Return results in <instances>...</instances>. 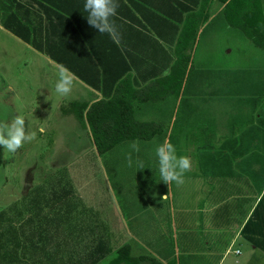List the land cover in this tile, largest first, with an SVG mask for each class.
I'll use <instances>...</instances> for the list:
<instances>
[{"label": "rangeland", "instance_id": "obj_1", "mask_svg": "<svg viewBox=\"0 0 264 264\" xmlns=\"http://www.w3.org/2000/svg\"><path fill=\"white\" fill-rule=\"evenodd\" d=\"M218 14V18L209 22L211 28L207 23L198 38L193 51L195 65L200 70H235L234 75L240 76L238 81L248 90L244 94L236 92V86L232 85L230 97L238 100L241 110L234 111L233 107L229 114V135L243 131L252 138L254 132L262 154L264 49L250 42L241 30H218L216 27L225 12L210 15L215 18ZM0 33L4 36L0 39V120L19 114L25 118L29 130L36 132V138L25 142L15 153L0 148V212L15 214L17 207L13 205L20 204L36 186L49 181L47 187L52 184L54 189L62 177L65 188L74 191L71 197L77 198L74 200L78 202V214L72 215L81 216L83 222L93 225V233L89 234L96 238L81 242L84 249L81 250L85 252L86 245H93L92 240L99 236L107 240L112 250L98 264H109L125 244L131 247L135 257L147 254L160 261L169 257L172 264L176 263L178 250L187 259L185 264H236V260L242 264H264V225L263 237L259 239L262 250L245 241L246 237L254 238L248 228L233 247L240 250L239 257L224 256L231 236L246 219L244 210L248 207L245 200L236 199L246 191L247 185L234 179L236 160L218 152L212 156L205 152V149L215 150L220 143L212 141V136L193 137L199 152L191 159L192 168L184 174L182 185L175 182L167 185L162 181L158 158L150 145L157 143L159 135L153 141H127L99 154L89 129L73 114H64L70 106L55 91L58 66L17 37L5 31ZM198 78L207 79L203 74H198ZM70 95L66 97L72 98ZM143 123L154 124L162 130L159 120ZM41 127L44 133L39 132ZM176 127L170 131L175 133ZM173 145L179 150L186 147ZM253 159L238 161L239 167L253 161L249 165L251 170L256 165V171H252H260L264 180V158L255 160L257 163ZM227 176L234 181H229ZM262 201L264 206V197ZM57 207L66 209L62 203Z\"/></svg>", "mask_w": 264, "mask_h": 264}, {"label": "crops", "instance_id": "obj_2", "mask_svg": "<svg viewBox=\"0 0 264 264\" xmlns=\"http://www.w3.org/2000/svg\"><path fill=\"white\" fill-rule=\"evenodd\" d=\"M15 1L14 4L18 13L29 15L30 21L36 19L30 24L31 29L35 30L40 26L37 23L39 19L45 30L53 25L52 19L50 22L46 21V15H62V21L68 23L65 26L66 30L69 29L75 32L77 38L74 45L77 48L74 53L75 57L66 56L65 61L79 73V76L86 77L92 83H87V85L77 78L70 93L72 94L70 96L73 97L64 98L69 105L72 102L91 104L98 100L110 99L114 97L116 87L124 80H127L129 88L132 87L137 91L146 90L152 83L159 80L153 85L152 91L148 93L152 97H161L167 87L171 93L173 82L170 79L173 77V67L180 61V53L177 49L180 45H187L184 41L181 43L182 33L184 30L197 29L196 42L193 48L185 51L186 55L190 56V65L193 66V70L188 73L179 96L169 94L167 97L155 101L134 100V116L136 120L141 122H148L152 119L159 120L162 127V131L158 136L159 140L155 144H150L154 150L164 140H167L173 144L186 145L184 150H179L175 146L177 155H187L192 159L196 158L197 152H199V149H197L199 147L198 142L194 141L193 137L200 135L212 136V141L220 143L215 150L205 149L207 150L205 152H207V155L211 153L210 156L218 152L232 158L234 161L236 160L237 176L234 179L238 183L247 184L245 186L246 191H242V195L236 196V199L245 200V205L248 207L244 210L245 215L247 214L248 217L246 216V219L241 222L240 229L237 228L233 233L234 235L231 236V241L224 256L234 254L236 258L239 257L240 250H234L233 247L237 244L239 235L248 228H250L249 231L254 238L248 240L246 237L245 241L255 245V249L262 250L263 244L259 239L263 237L264 225L263 175L259 173L260 171L258 173L254 172L257 169L256 165L252 166L254 171L251 170L249 165L253 161L241 167H239L238 161L254 158V163H257V159L264 158V153L261 154L256 145L260 141L256 137L258 135L254 132H252L251 135L253 136L250 138V136H245L243 131H237L229 135L230 131L228 129L230 126L228 117L233 111V107L236 108L234 111L241 110L238 108L241 105L237 104L238 100L235 97H230L232 85L236 86L234 91L243 94L248 89L238 81L240 76L234 75L235 70H221L220 68L217 70H200L195 65L196 61L193 56V51L203 28L207 23L210 25L211 19L215 20L219 17V14L215 18H210V15L225 12L227 4L231 3L232 0H227L225 3L224 0H118L120 6L117 10V16L113 19L121 34L119 42L114 41L107 33L101 34L89 26L87 23L88 13L84 10L85 0ZM237 2L235 6L237 11H232L230 17L225 13V17L222 18V22L219 21L216 28L218 30L228 29L232 32L242 31L241 28L232 25L233 21L234 24L238 25L243 23L258 24L260 29H264V0H238ZM52 9H56L55 14ZM6 11V0H0V31L11 34L4 25ZM39 16L41 19L38 18ZM53 18L57 19L56 17ZM68 25L70 28H68ZM66 30H63V32ZM3 38L4 36H1L0 33V39ZM63 38L64 43H66L68 37L64 35ZM18 39L25 46L46 56L52 63L59 66L48 54L41 53L34 49L31 44L20 38ZM45 40L46 37L43 38V43H45ZM229 52H232V50H229ZM165 72L169 74L165 75ZM198 74L205 75L207 79L205 81L200 80ZM95 85L100 86L101 89L91 87ZM46 94L51 93L46 91ZM174 111L175 114L173 115ZM241 116L238 117L242 121ZM174 126L178 127H176L175 133H172L170 130ZM155 137L150 141H153ZM230 143L234 144L231 145ZM210 156L208 159H210ZM227 177L229 181H234L231 176ZM232 185L234 183H230V186ZM231 194L233 196V193ZM249 214L251 215L250 218ZM9 217L15 224L16 235L17 233L27 232L19 231L18 224L22 220L18 221L14 216ZM250 223L252 225L249 226ZM142 256L152 257V255L147 254ZM176 256L175 264H185V261L187 262L186 258L181 257L179 250ZM153 258L160 261L157 257ZM162 260L160 262L163 264H170L171 261L169 257L165 260L162 258ZM236 264H242V262L236 260Z\"/></svg>", "mask_w": 264, "mask_h": 264}, {"label": "trees", "instance_id": "obj_3", "mask_svg": "<svg viewBox=\"0 0 264 264\" xmlns=\"http://www.w3.org/2000/svg\"><path fill=\"white\" fill-rule=\"evenodd\" d=\"M226 1L224 0V3ZM237 1L232 0L227 4L225 13L229 17L232 11H237L235 7ZM15 2V0H6L9 13L6 11L4 25L8 31L31 44L37 51L48 54L57 64L63 65L74 73L76 78L86 84H91V81L79 76V73L65 61L66 56L75 57L74 53L77 48L74 45L77 38L74 31L66 30L67 21H62L63 16L46 15V21L50 22L52 19L53 25L44 30L43 24L38 19L37 23L40 26L34 30L30 28V24L36 19L30 21L29 15L18 13ZM52 11L55 14L56 9ZM245 17L247 18L246 15ZM232 25L241 28L249 40L257 47L264 49V29H260L258 24L238 25L232 21ZM63 30L66 31L63 32ZM64 35L68 37L66 43H64ZM44 37H46L45 43L42 41ZM196 37L197 29L184 30L182 33L181 43L184 41L187 45H180L177 49L180 53V61L173 67V77L170 79L173 82L171 93L168 87L161 97H152L148 93L159 80L142 91L129 88L127 80H124L116 87L114 97L91 104L72 102L69 109L64 110V114H73L82 126L89 129L92 142L99 154L107 153L127 141L152 140L162 130L154 124L136 120L133 102L134 100L155 101L169 94L179 96L188 73L193 70V66L190 65V56L186 55L185 51L193 48ZM91 87L101 89L98 85ZM48 184L49 181L44 185L36 186L22 198L20 204H14L13 207H17L15 214L5 210L0 212V264H98L112 252L107 240L99 236L98 239L92 240L93 245H86L87 250L83 252L81 242L83 243L85 239L96 238L90 237L89 234L93 233V225L83 222L81 216L72 215L78 214L76 211L78 202L74 200L77 198L71 197L74 191L72 188H65L62 177L58 179L54 189L51 187L52 184L47 187ZM60 203L66 206L64 211L60 209L61 207H57ZM9 216L16 217L18 221L22 220L18 224L19 231L27 232L16 235L15 224ZM145 262L163 264L153 257L132 256L131 247L125 244L117 250L116 257L109 264H142Z\"/></svg>", "mask_w": 264, "mask_h": 264}, {"label": "clouds", "instance_id": "obj_4", "mask_svg": "<svg viewBox=\"0 0 264 264\" xmlns=\"http://www.w3.org/2000/svg\"><path fill=\"white\" fill-rule=\"evenodd\" d=\"M118 0H85L84 10L88 13L87 23L99 33H107L114 41L121 39L120 31L114 21L119 8ZM169 74L165 72V75ZM77 78L74 73L63 65L58 66V79L55 91L61 96H68ZM44 133L43 127L39 128ZM36 138V132L30 131L25 118L19 114H10L5 120H0V148L7 153H15L22 148L25 142ZM139 150L138 148L136 149ZM158 158L159 172L162 181L170 185L184 183V174L191 170V157L177 155L175 146L170 141H164L155 149ZM167 198V194L163 196Z\"/></svg>", "mask_w": 264, "mask_h": 264}]
</instances>
